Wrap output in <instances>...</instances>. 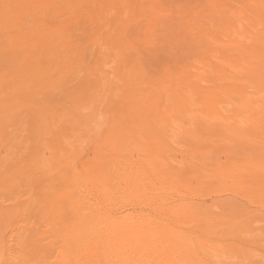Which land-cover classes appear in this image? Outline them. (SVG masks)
<instances>
[{
	"label": "rangeland",
	"instance_id": "rangeland-1",
	"mask_svg": "<svg viewBox=\"0 0 264 264\" xmlns=\"http://www.w3.org/2000/svg\"><path fill=\"white\" fill-rule=\"evenodd\" d=\"M21 1L22 0H7L6 2L5 0H0V83L4 84V82L8 81L12 72H14L16 67L21 66L22 62H25V65H27L28 62V60H22V55L17 51L14 52L12 50L9 34L17 32V29L18 31L22 29L33 31V28L37 27L35 29L40 31H55L56 29V31L74 30L73 32H79V34L86 33L90 36L94 30V33L100 34L97 37L95 34L92 39L90 37L86 40V54L87 52H90V55L93 54L90 56L91 58H89L88 53L87 57L89 59L85 54V58H87L85 60L86 63L88 60H93V63L89 61L87 64L88 66L91 65V68L94 66L96 69H99L100 72L96 70L95 74L100 73L101 75L102 72L111 71V74H109L110 78H108L107 72L104 74L102 73L101 76H106L105 79L107 81L109 80V86H111L108 90L112 94L109 95V93L108 97L114 96V98H112L111 101L107 98L105 100L107 103L104 102L105 104L101 106V109L116 117H119L121 111L124 112V89L125 84L128 82L125 78L128 79L132 77V80L136 77L137 80L135 81L139 83L143 82V80L144 83L147 81L140 77V71L135 70V68L140 65L142 67L141 72L144 71V73L149 76V79L162 77L164 72L170 69L175 73L183 75L184 85L187 82L185 78L188 79L189 77V79L194 82L193 79L195 76H198L195 78V81L197 82L202 78V82L201 80L199 81V84L202 83L200 85L201 87L215 88L219 86L222 88L223 85L231 84L227 87L228 90H234L236 93L251 96V103L253 102L251 108L257 112L256 115L253 114L254 111L241 115L238 111L233 110L235 107L237 109L240 108L239 106L236 104L232 106L226 104L221 108L224 116L218 117L205 114L206 111H202L204 108L202 105H199V100L196 99L197 96H193L188 89H183L182 92L186 97L188 96L187 98H189L191 102L186 106V109L189 106L187 110H191L189 112L187 111L189 118L185 116L184 119L186 120H184L183 117L180 118L175 111H172L170 107H166L169 104L168 98L171 94L161 93V91H159L162 96V107L160 106L162 115L156 121L154 127L162 129V131L168 135H166V139H168L170 144L169 147L163 148L161 144L159 146H152L153 141H151L149 135H147L145 123L137 122V124H134L131 120H122L120 121L121 123H119L122 130L123 128H132L133 132L136 134L138 133L136 138L138 144L131 141L126 144H121L122 146L129 145L127 157L130 160L116 163L113 169H128L130 171L133 169L134 172L140 174L141 178L146 179L147 177L144 175L143 168L146 165H144V163L148 162L156 171L173 174L174 179L173 184H171V192L165 194L163 193L164 190H160V180H162V177H166V175L160 173L157 176L159 180L152 182L155 192H149L144 197H152L153 199L152 194H156L157 198H163L159 215H153L163 224H166L164 215H167L165 210L168 208L170 202L177 201L181 204H188L185 210L181 211L180 208L178 213L172 214L169 218V223L170 225L172 224V226L177 225L180 227V233H186L190 243L201 242L206 244L205 246L209 248L208 251L210 255L204 257V254H202L201 257L196 259L195 264H264V123L262 122L256 125L254 122L251 123L248 119L250 115H259L258 117L260 120L264 118V0H220V3H218L219 0H217L216 5H214L216 0H207L212 3V6L209 2L206 3V0H164L166 1L165 5L161 3L164 2L163 0H154V2L150 0L153 2L152 5L148 0H137L138 2L136 0H125L127 2L129 1L128 3L124 0H105L107 3L103 6H101L103 0H77L81 1V4L76 0H70L71 2L69 0H49L46 2V7L44 2L38 3L37 0H28L27 6L25 8L22 7L23 9L20 8V11L17 10L16 6H18ZM72 1H76L78 4H76V2L75 4L78 7L74 8L76 5L73 4ZM82 1L87 4H83ZM89 1L94 4L88 5ZM58 2H64L62 4L63 6L59 5ZM56 3L59 7H55L59 10L54 7ZM137 3H139V6L136 5ZM187 3H192V5L189 6L192 9L188 7ZM82 4L86 5V11L89 9L87 12H84L85 10L82 8L84 7ZM196 4L197 6L194 8ZM79 5H81L80 9H78ZM130 5L134 6L129 8ZM153 5L156 10L152 7ZM37 6L41 8L39 9ZM71 6L73 7V10L71 9L73 12L70 14L69 8H71ZM159 6H161V9ZM167 6H170V9H168L169 7ZM199 6L202 7L201 10ZM93 7L96 8V11ZM5 8L6 11L4 12ZM7 9L9 10L7 11ZM24 9L26 11H24ZM44 9L46 11H44ZM55 9L60 12L57 11L58 18L56 17L57 13ZM90 9L95 12V14L98 11V13H100V10L102 11L101 15L97 13V16L101 17H98L100 18L98 19L99 22L97 21V25H95V29L92 31L89 26H87L89 25L87 23V13ZM133 9L136 10L134 11ZM126 10L129 11L127 12ZM130 10L136 14H133ZM158 10L160 12H158ZM166 10L168 12H166ZM188 10H190V12L186 15L185 12H188ZM125 11L127 13H124ZM192 11H195V13ZM191 12L194 16L196 12L203 16L205 14L206 19L204 17L202 20L200 19V21H206L200 22L198 19H194V21L197 20V22L194 23ZM39 13L41 16L45 14L46 20L47 17H49L48 20L53 19L55 21V19L57 20L60 18V21L56 24V21L54 22L53 20L46 21L44 16L40 17ZM47 13L50 14L46 17ZM79 13L81 14L79 15ZM160 13H162V15ZM6 14L8 15L6 16ZM155 14H157V16H155ZM198 14L197 17L201 18L199 16L202 15ZM19 15H21V18ZM29 15L31 17H36L37 19H34L37 21H33ZM131 15L136 17L133 18ZM9 16L11 19H8ZM122 16L124 18L126 17V20L122 18ZM151 16L155 17L156 20ZM209 16L211 18L207 19ZM2 17H5V19ZM77 17L82 19L81 21L86 20V22L83 23L79 21ZM223 17L225 19L222 20ZM227 17L233 19L234 22ZM39 19L41 22L38 21ZM133 19L135 21H133ZM227 19L228 21H226ZM13 20L14 23L12 22ZM144 20H146L147 23ZM150 20L153 26L150 25ZM157 20L158 23L154 24ZM191 21L193 24L190 23ZM19 22L23 24L22 27L18 24ZM33 22L35 25L36 23L39 25H31L32 27L28 26ZM105 22L107 23L105 24ZM27 23H29L26 25L28 27L24 28ZM63 23L66 25H63ZM218 23L220 25H218ZM231 23L233 26H236L238 34L234 31L232 32L231 30L233 29L229 28ZM76 24H78L80 28L77 27ZM205 25H207L206 29L203 27ZM58 26L62 28L59 29ZM116 27L117 29H121V31L119 30L118 32L117 30V32H115L117 33V37H114L115 33L113 30L115 31ZM228 28L230 31H228ZM105 31H109L111 35L108 42L101 40V36H103ZM200 32L205 33L200 34ZM223 32L225 35L224 37L221 36L223 39L222 41L212 36L214 33H222L221 35H223ZM259 32L261 34H259ZM232 33L236 35H231ZM118 35L120 37H118ZM206 35H208L209 38H205ZM259 35H261L260 38ZM225 36H230L229 39L231 41L225 38ZM203 37L204 40L202 39ZM231 37H233V43L227 44V42H232ZM235 38L237 40H235ZM224 39H226V41ZM88 40L90 43L89 45H87ZM97 40L101 41L103 44ZM112 40H116L115 43L112 42ZM92 41L94 43H92ZM218 41L222 43H218ZM99 44L101 45L99 46ZM102 45L103 49L101 48ZM87 46H93L91 51L87 50ZM110 46L115 50L113 49L114 51H111L112 48H109ZM104 47L108 48L104 50ZM97 48H99L98 50L100 51L103 50L100 52V55H98L99 51H97ZM108 51L110 52L108 53ZM224 52L232 56L235 55L234 57H237L242 63V67L239 66L236 68L237 65H235L234 62L232 63L230 59L228 61ZM104 63L106 64L104 65L103 71L101 67ZM205 63L207 64L205 65ZM223 64L224 66H222ZM233 64L236 66L234 72H238L240 77H236L237 74L232 72L234 70H232ZM179 69L182 71L180 72ZM185 69L189 70L188 76H186ZM220 69L226 70H224V73H221L219 71ZM84 73L78 72L69 75V78L67 77L64 79V83L61 84L62 86L65 85L64 87L59 88L60 85H58L42 88V81L40 82L36 78L38 82L32 81V78H34L32 70L27 75L31 78V80H29L30 85H28V90L24 92L23 88L19 86V92H17L18 96L15 93V98L12 100L10 99L8 104H4L3 101L0 102V264L59 263L56 249L60 245L56 244L54 239V225L52 221L50 222V220H48L52 218H48L51 216L48 215V213H51L48 210L49 208L47 209L45 207L46 196L49 190L46 187H49L52 180L50 175V177H48L43 173L44 170L36 165L38 158L42 155L46 156L47 159H51L49 147L52 144L54 145L58 138L55 135L45 136L53 138L47 140L49 141L47 143L43 141L45 137L43 136L44 130H41V125L45 120H43V122L36 121L33 112L35 111V105L44 112L48 111L50 107L55 106L58 111L47 113L48 116L60 112L67 115L70 110H75L73 107L77 108L74 99H77L79 107L83 105V102L86 103V101L89 102L88 104H93L95 102L94 98H84L82 95L84 92L92 94L98 90L93 83H88ZM126 73H128L127 76ZM225 73L226 75L228 74L227 77ZM229 74L235 77H230ZM77 75L80 77L82 76L81 79H78L79 76ZM74 76L78 79L75 80V82L70 80V77ZM69 80L71 82H69ZM111 80L112 84H110ZM96 81H98V79ZM92 82H95V80ZM96 85L98 86V84ZM135 90L140 93V88H136ZM70 91L73 92L70 93ZM10 92L9 89H6L4 92L0 91V98L4 99L6 97L9 99ZM174 93L176 94V92ZM14 103L17 107L10 108V106H14ZM94 104L96 105V103ZM141 104V102H137L138 106ZM40 109L37 108L36 111ZM145 109L147 110L149 108L146 107ZM235 127L239 129L235 130ZM251 130L255 132L252 133ZM38 132L41 134L40 137ZM105 135V132H103L100 136L93 137L94 140L92 141L99 147H104ZM144 135L145 138L143 137ZM233 138L234 140H232ZM232 141L236 142L234 143ZM141 143H148L149 146L145 148ZM85 146L86 145H83L82 148L84 152L83 155L85 159H87L86 162L80 164L74 171H71L69 168H60V171L53 177L55 181L53 185L55 186V191L60 194L59 196H64L67 191L72 189L70 185L73 174L75 176L84 177L93 169L91 167L94 163L93 153ZM189 155L192 159L185 160ZM240 163H245L246 169L248 170L247 172H242L237 169L238 166L236 165H240ZM256 164L257 166H255ZM232 167L234 168L233 171L231 170ZM65 171H67V173H65ZM196 172L201 174L200 176L202 179L194 174ZM69 173L73 174L69 175ZM111 173L114 174L113 172ZM232 174H235L234 181L229 179ZM90 175L92 176L93 174L90 173ZM114 181H116V179H114ZM122 186L124 188L126 186L125 183H122ZM240 186L247 189V192L239 191L238 188ZM83 187L84 186H82V188ZM44 188H46V190H44ZM92 188L93 187L88 186L83 195L95 194ZM43 191H46V194ZM40 192H43L41 195L42 203L39 199ZM121 200L122 198L120 197L115 199V202L119 203ZM128 201L135 203L133 200ZM129 202H125L124 204L128 205ZM139 202L140 200H136L134 205H138V209L140 207L141 209L147 210L146 208L148 207L143 206ZM131 203L129 204L132 206ZM37 205L39 206L38 210H36L38 208ZM43 206L45 208V213L42 211ZM40 210L48 217L45 216L44 218ZM38 212H40L42 216H40ZM37 237L39 240L35 241ZM217 240L221 241L220 243L222 246L215 248L213 244L216 241L215 246L218 245L217 243L219 242H217ZM240 244L246 245L244 251L240 252L236 248L240 247ZM56 245L59 246L57 247ZM224 245L236 247L232 251H223L221 249Z\"/></svg>",
	"mask_w": 264,
	"mask_h": 264
},
{
	"label": "bare ground",
	"instance_id": "bare-ground-1",
	"mask_svg": "<svg viewBox=\"0 0 264 264\" xmlns=\"http://www.w3.org/2000/svg\"><path fill=\"white\" fill-rule=\"evenodd\" d=\"M5 1L7 2V0H5ZM48 1L49 0H37L38 3L44 2L45 7L47 4L46 2H48ZM76 1H72L73 4H75ZM148 1L151 2V5L154 2V0H152L153 2L150 0H148ZM209 1L206 0V3ZM27 2H28V0H22L21 3L18 6H16L17 10L21 11L20 8H22V7L25 8L28 4ZM77 2H80V4H81V1H77ZM77 2H76V4H78ZM125 2H127V1H125ZM165 2L166 1L161 2V3H164V5H165ZM63 3L61 2V3H59V5L63 6L62 5ZM106 3L107 2H105V0H103V3L101 6L105 5ZM218 3H220V0ZM56 4H54V7L55 6L59 7L58 4L57 5ZM83 4H87V3L83 2ZM93 4L94 3L89 1L88 5H93ZM138 4L139 3H137L136 5H138ZM197 4L194 5V8H196ZM209 4H211V6H212V3L209 2ZM216 4H217V0H216V3L214 5H216ZM48 5H50V4H48ZM51 5H53V4H51ZM115 5H117V4H115ZM154 5H156V4H154ZM154 5L152 7H154V9H155ZM170 5H172V4H170ZM187 5L189 7L190 5H192V3H190V4L187 3ZM72 6H71V8H69L70 14H71V12H73V11H71V9L73 8ZM83 6L84 7H82V8H84V10H85L84 12H87L89 9L86 11V9H85L86 5H83ZM133 6L130 5L129 8H131ZM221 6H223V5H221ZM57 7H55V8H57ZM75 7H78V6L76 5V6H74V8ZM80 7H81V5H79L78 9H80ZM167 7H169L168 9H170V6H167ZM199 7L201 10L202 7L201 6H199ZM38 8L40 9L41 7H38ZM141 8H142V6H141ZM159 8L161 9V6H159ZM189 8H191V7H189ZM219 8H218V10H219ZM12 9H13V7H12ZM33 9H34V7H33ZM39 9H37V10H39ZM57 9H55L56 13H57L56 17L58 16V12H59L58 11L59 9L58 10ZM69 9H67V10H69ZM95 9L96 8H94V10ZM215 9L217 10V7ZM8 10L9 9H7V11ZM51 10H50V12H51V15L53 16V13ZM104 10H105V8H104ZM190 10H188V12H185L186 15L190 12ZM5 11H6V8H5L4 12ZM24 11H26V10L24 9ZM44 11H46V10L44 9ZM77 11L80 12L79 10H77ZM126 11L124 13H127L129 10L127 12ZM130 11H132V10H130ZM154 12L158 13L160 11L158 10V12H156V11H154ZM166 12H168V11L166 10ZM166 12L164 11L163 13H166ZM192 12L195 13V11H192ZM97 13L95 14V12L91 11V9L87 13V23L89 24L87 26H89L91 31L93 29H95V25H97L98 19H100L98 17H101V16H97ZM200 13H202V12H200ZM48 14H50V13H47L46 17ZM80 14L81 13H79V15ZM101 14H102V11L100 10V13H98V15H101ZM133 14H136V13L133 12ZM160 14L162 15V13H160ZM160 14H159V16H160ZM167 14H169V13H167ZM197 14L198 13L196 12V15H195L196 17H197ZM7 15L8 14H6V16ZM39 15H40V17H42L45 14L41 16V14L39 13ZM192 15H193V13H192ZM198 15H202V14H198ZM0 16H1V14H0ZM52 16H50V17L53 18ZM68 16H69V14H68ZM70 16H72V15H70ZM155 16H157V14H155ZM195 16L194 15L191 16V17H193V21H194V19H198L200 21V19L202 20V18H204L206 15L204 14V16L203 15L199 16L201 18H198V17L196 18ZM213 16H214V14H213ZM19 17L21 18V15H19ZM79 17H81V16H79ZM132 17L135 18L136 16H132ZM132 17H131V20H132ZM2 18L5 19V17H2ZM31 18L34 21L35 20L34 18H36V17L33 16ZM44 18H45V16H44ZM83 18H84V16H83ZM122 18H124V17L122 16ZM152 18H154V20H156L155 17H152ZM209 18H211V17L210 16L207 17V19H209ZM4 19H3V21H4ZM8 19H11L10 16L8 17ZM48 19H49V17H47V20ZM59 19H57V20L55 19L56 22L53 19L52 20L56 24L57 22L60 21ZM124 19L126 20V17ZM143 19H146V18H143ZM157 19H158V17H157ZM205 19H206V17H205ZM223 19H225V18L223 17L222 20ZM228 19H231V18H228ZM228 19L226 21H228ZM7 20H5V21H7ZM17 20H19V19H17ZM45 20H46V18H45ZM52 20H48V21H52ZM78 20L81 21L82 19L78 18ZM231 20L233 21V19H231ZM35 21H37V20H35ZM38 21L41 22L40 19ZM61 21H64V20H61ZM133 21H135V20L133 19ZM144 21H146V20H144ZM203 21H206V20H203ZM203 21H200V22H203ZM12 22L14 23V20ZM75 22H76V20H75ZM75 22H73V23H75ZM81 22L84 23V22H86V20L81 21ZM151 22L152 21L150 20L149 23H151ZM196 22H197V20L194 21V23H196ZM33 23L25 24L24 28L31 26V25L36 26L38 24V23H36V25H35V23L34 24ZM106 23L107 22H105V24ZM120 23H118V24H120ZM146 23H147V21H146ZM155 23L157 24L158 20H157V22H154V24ZM190 23L193 24L192 21ZM219 23H218V25H220ZM18 24L21 25L20 27H22V25H23V24H20V22ZM55 24H53V25H55ZM101 24H103V23H101ZM26 25H28V26H26ZM63 25H66V24L63 23ZM76 25H77V27H79L78 24H76ZM150 25L153 26V23H151ZM40 26L43 27L42 25H40ZM195 26H194V28L196 29ZM206 26L207 25L203 26L204 29H206ZM35 28H37V27L33 28L35 31L34 30L30 31L28 29H26V30L22 29V30L18 31V29H17V32H13V33L9 34L10 45H11L12 50L14 52L17 51L20 55H22V60H28V62H27V65H25V62H22V65L16 67L14 72H12V75L8 78L9 79L8 81L4 82V84L0 83V91L1 92H4L6 89H9L11 91L10 92V98L8 99L4 96L5 97L4 99L0 98V102L3 101L4 104L5 103L8 104V101H10V99L11 100L14 99L15 93L17 95V92H19L18 91V89L20 88L19 86H21L23 88L24 92L27 91L28 87H29L28 85H30L29 80H31V78L27 75L32 70H33V77H34V78H32V81L38 82L36 79H38L40 82L42 81L41 82L42 88H44L46 86L50 87V86H58V85H60L59 88L64 87L65 85L62 86L61 84L64 83V79H66L69 75H72L73 73L75 74L78 72H80V73L85 72L84 74L87 77L88 83L89 84L93 83L98 90L92 94L89 92H84L82 95L84 98L85 97L94 98V100H95L94 103H96V105L94 103L88 104L89 102L86 101V103L83 102V105L81 107H79L77 99L76 100L74 99V102H76L75 106H77V108L73 107V109H75V110H70L67 115L62 114V112H60V113H55L51 116H48L47 113H51L52 111H58V109L55 106L50 107V109L46 112H44L42 109H40L36 105L34 107L35 108V111L33 112L34 119L36 121H40V122H43V120H45L44 123L41 125V130H44L43 136L45 137V136H54L55 135L58 138L57 141L54 143V145L52 144L49 147V155H50L51 159H47L46 156L42 155L41 157L38 158V160L36 162V165L44 170L43 173H45L48 177L51 176V180H52L51 183L49 184V187L48 186L46 187L49 190H48L47 196H46L47 199H46V201L44 200L45 201V207L47 209L49 208L48 210L50 211L51 214H49L48 212L47 213H48V215H51V216L48 217V216H46V214L44 215V213H45L44 206L42 209V211H44V213L41 210L40 211L43 214L44 218H45V216L48 218L52 217L51 219H48V220H50V222L51 221L53 222L54 234H55L53 236H54V239L56 241V244L60 245V246L58 245L59 247L56 245L58 247L56 249V251L58 252L57 256L59 258V260H58L59 263H57V264H195L196 259L201 257L202 254H204V257L210 255L209 251H208L209 248L207 246H205L206 244H203L201 242L190 243L188 235H186V233H180V231H179L180 227H178L177 225L172 226V224L170 225V223H169L170 216L172 214L178 213L180 208H181V211L185 210L188 207L187 203L181 204L177 201L170 202L168 208L165 210L167 215H164L166 224L159 222L153 216V215H159V212L161 211L160 208L162 206L161 202L163 201V198H160V199L157 198L156 194L155 195L152 194L153 199H152V197H144V196L147 195L149 192H155V189H154L152 182L155 180H159V178L157 176L161 173V171H156L155 168H153L151 164L146 162V163H144V165L145 164L146 165L143 168L144 169V175L147 177L145 179V178H141L140 174H138V172L137 173L134 172L133 169L131 170L132 172L128 169H126V170L125 169L120 170V169H116V168L113 169V167H115L116 163L123 162L126 160H130L127 157L128 153H129V151H128L129 145L122 146L121 144H126L129 141L135 142L136 144H138L137 143L138 140L136 139L138 133L136 134L135 132H133L132 128H128V129L123 128V130H122L119 123H121L120 121H122V120L123 121L131 120L134 124H137V122L138 123H145V127L147 129V135H149V137H150L149 139L151 141H153L152 146H159L161 144L163 148H166V147L168 148L170 145L168 142V139H166L168 135L165 134L164 131H162V129H157V127H154V124L159 119V117L162 115V111L160 109L161 102H162V96H161L162 92L167 93V94H169V93L171 94L170 95L171 97L169 96V98H168L169 104L166 107H168V108L170 107L172 109V111H175V113L177 115H179L180 118L183 117V119L185 116L187 118H189L188 117L189 114H187V111L188 112L191 111V110H187L189 108V106L186 109V106L188 104H190L191 102L189 101V98H187L188 96L186 97L185 94L182 92L183 89H188V91L193 96H197L196 99L199 100V105H202V107L204 108V110H202V111H204V112L206 111L205 114L210 115V116H218V117L224 116V114L222 112L223 110H221V108L226 104L229 106H232L235 104L237 106H239L240 108L237 109L235 107L233 110L238 111L241 115L244 113H251L252 111H254L251 108V106L253 105V102L251 103V101H252L251 96L246 95V94H242V93H236L234 90H228L227 87H229L231 84L230 85H223L222 88L219 86H217L215 88L201 87L200 85L202 83L199 84V81L202 78L197 81L198 83L195 81V78H197L198 76L197 77L195 76V78L191 76L192 78H194L193 79L194 82L191 81L189 79V77H188V79L185 78L186 76H188L187 74L189 72V70H187V69H185L186 70L185 71L186 76L184 78H185V80H187L185 85L183 84L184 83L183 77H182L183 75L180 73H175L170 69H167L164 72L162 77H159V78L155 77L154 79H149L148 78L149 76L146 73H144V71L141 72L142 67L140 65V66H137L135 68V70L140 71V74H141L140 77L144 78L147 81H145V83H144V80H143V82L139 83L138 81H135V80H137L136 77H134L132 80H131L132 77H130L128 79L125 78L126 80H128V82L125 84V89H124L125 93L123 91L124 102L121 99V101L124 104V106H123L124 112L121 111L119 113V117H116L115 115L108 114L101 109V106L103 104L107 103V102H105V100L107 98L110 99V101L112 98H114V96L108 97V94L110 93L108 89L111 86V85L109 86V80L107 81L105 79L106 76L105 77L101 76L103 73L102 71H101L102 72L101 75H100V73L95 74L96 73L95 71L96 70L99 71V69H96L94 66L93 67L95 69L93 67L91 68L90 67L91 65L88 66L87 63L89 61L92 62L93 60L92 61L88 60L87 63L85 60L88 58L87 57L88 53H89V55H88L89 58H91L90 56L93 54L92 53L90 55V52H87V54H86V48H85L86 47L85 46L86 40L90 37L92 39L95 34H96V37L100 34L94 33V30H93L92 34L89 36L86 33H84V34L80 33L79 34V32H73L74 30L73 31H71V30H69V31H59V30L56 31L57 30L56 29L55 31H51V30L50 31H48V30L47 31H40V30H37ZM58 28H59V26H58ZM61 28H59V29H61ZM63 28H64V26H63ZM68 28H71V27H68ZM84 28H85V26H84ZM201 28H202V26H201ZM229 28L233 29V30H231L232 32L234 31L235 33H237L236 26H233L232 23H231V25H229ZM229 28H228V31H230ZM97 30H95V31H97ZM106 30H107V28H106ZM117 30H118V32H119V30L121 31V29H117V27H116V30L115 31L113 30V32L115 33V32H117ZM212 30H214V29H212ZM221 30H223V29H221ZM80 31H81V29H80ZM148 31H146V32H148ZM181 31H182V29H181ZM255 31H256V29H255ZM212 32H214V31H212ZM215 32H217V31H215ZM201 33L202 32H200V34ZM203 33H205V32H203ZM235 33H232L231 35H236ZM261 33H262V31H261ZM261 33L259 32V34H261ZM137 34H138V32H137ZM221 34L220 33H214L212 36H214V38H216L217 40L222 41L223 39L221 36L224 37L225 34H224V32H223V35H221ZM246 34H247V32H246ZM260 36L261 35H259V38H260ZM114 37H117V33H115ZM118 37H120V36L118 35ZM207 37H208V35H206L205 38H207ZM229 37L230 36H227V37L225 36V38H228V40L231 41L229 39ZM110 38H111V35H110L109 31H107V32L105 31L103 33V36H101V40H103L104 42H106V41L108 42L110 40ZM232 38L233 37H231V39ZM151 39H152V37H151ZM202 39L204 40V37ZM224 40L226 41V39H224ZM235 40H237V39L235 38ZM94 41H95V38H94ZM115 41L116 40H114V41L112 40V42H114V43H115ZM233 41L234 40L232 39V42H227V44L233 43ZM98 42L101 43V41H98ZM124 42H126V41H124ZM214 42H217V41H214ZM87 43H88L87 45L90 44L89 40ZM92 43H94V42L92 41ZM218 43H222V42L218 41ZM235 43H236V41H235ZM101 44H103V43H101ZM101 44H99V46ZM222 45H224V44H222ZM92 47H88L89 49L87 48V50L91 51ZM113 47H114V45H113ZM113 47L112 46L109 47V48H112L111 51L115 50ZM222 47H224V46H222ZM101 48L103 49V45ZM105 48L106 47H104V50H105ZM98 49L99 48H97V51H99L98 55H100V52L103 50L100 51ZM249 51H250V49H249ZM109 52L110 51H108V53ZM242 52H243V50H242ZM237 53H238V51H237ZM38 54H40V55H38ZM85 54H86L87 58H85ZM227 55H229V54H226L228 61L230 59V60H232V63L234 62L235 65H237V67H236L233 64L234 68L231 65L232 70L234 69L232 72H234L236 70V68H238L239 66L242 67V63L240 62V60L237 57H234L235 55L234 56H232V55L227 56ZM44 56H45V59H44ZM27 57H29V58H27ZM103 60H105V59H103ZM232 63H230V64H232ZM105 64L106 63H104L103 66L101 67V68H103V71H104V67H105L104 65ZM206 64L207 63H205V65ZM210 64H212V63H210ZM96 66H97V64H96ZM222 66H224V64ZM231 66H229V67H231ZM241 67H240V69H241ZM93 69H94V71H93ZM221 69L219 70L221 73H224V70H226V69H224V70H221ZM229 70H230V68H229ZM109 71H106L107 73L104 72L107 74L108 78H110L109 74H111V71L110 72ZM179 71H180V69H179ZM228 73H231V72H228ZM127 74L128 73H126V76H127ZM234 74H237L236 77H240V75H238V72H234ZM227 75L225 73L226 77H227ZM77 76H79V75H77ZM82 76H83V74H82ZM231 76H234V75L231 74L230 77ZM81 77L79 76L78 79H81ZM71 78H73L74 80ZM78 79L76 76L70 77V80H72L73 82H75V80H78ZM97 79H98V81H96ZM70 80H69V82H71ZM94 80H95V82H92ZM132 81H133V84H132ZM201 82H202V80H201ZM96 84H98V86ZM110 84H112V80H111ZM209 86H211V85H209ZM136 88H140V93L137 92V90H135ZM114 91H116V90H114ZM159 91H161V93ZM72 92L73 91H70V93H72ZM96 92H97V94H96ZM174 92H176V94ZM111 94L112 93H110L109 95H111ZM94 95H95V97H94ZM174 95L176 98L174 97ZM121 96H122V94H121ZM107 101H109V100H107ZM137 102L138 103L141 102L142 104L138 106ZM109 104H110V102H109ZM113 104H114V100H113ZM13 105L14 106H10V108H16L17 107V105L15 103ZM50 106H51V104H50ZM146 107H148L149 109L146 110L145 109ZM37 108L40 110L36 111ZM35 112H36V114H35ZM224 112H225V110H224ZM255 112L256 111H254L253 114L256 115L257 112L256 113ZM127 113H128V116H127ZM116 114H117V112H116ZM258 116L250 115L248 119L250 120L251 123L254 122V124H256V125H259L262 122L264 123V118L260 120V118ZM184 120H186V119H184ZM187 120H189V119H187ZM251 120H253V121H251ZM236 129H239V128L235 127V130ZM103 132H105V134H106L104 137V139H105L104 147H99L92 140H94L93 137L100 136ZM251 132H252V130H251ZM253 132H255V131H253ZM38 135L40 137L41 134L38 132ZM143 137L145 138V135ZM52 138L53 137H45V140H43V141H45L47 143V142H49L47 140H50ZM232 140H234V138ZM230 142H231V140H230ZM232 142H234V141H232ZM83 145H86L85 147L90 149V151L93 153V158H94L93 162L94 163L91 166L93 169L89 172V174L85 175L84 177L75 176L73 173H69V175L73 174L72 175L73 178H71V185H70L72 189L67 191V193L64 196H59L60 194L55 191V186L53 185L55 183L53 177H55L56 173L58 171H60V168H63V167L69 168V169H71V171H74V169H76L80 164H83V162L87 161V159H85V157L83 155V153H84L83 148H82ZM141 145L144 146L145 148H147V146H149L148 143L147 144L141 143ZM187 157L188 158H186L185 160L192 159L190 155ZM115 158H117V159H115ZM190 161L192 163H194L192 160H190ZM52 162H53V164H52ZM197 165H200V164H197ZM236 166H238L237 169L239 171H242V172L248 171L246 169L245 163L244 164L240 163V165H236ZM255 166H257V164ZM254 168H257V167H254ZM231 170L233 171L234 168L232 167ZM111 172H113L114 174H112ZM65 173H67V171H65ZM90 173L93 175L91 176ZM130 174H132V175H130ZM161 174L166 175V177H162V180H160V183H161V184H159L160 190L161 189L164 190L163 193L167 194L168 192L172 191L171 184H173L174 177H173V174H171V173L162 172ZM194 174L202 179V177L200 176L201 174H199V172H196ZM65 175H67V174H65ZM114 179H116V181H114ZM229 179L234 181L235 180V174H232L229 177ZM122 183H125V185H126L124 188L122 186ZM82 186H84V187L82 188ZM88 186L93 187L92 189L94 190L95 194H93V195L87 194L84 196L83 194L86 191V189L88 188ZM46 188H44V190H46ZM238 190L243 191L245 193L247 192V189H245L243 186H240L238 188ZM42 193L40 194V198H39L40 202H41V198H42V196H41ZM119 196L122 198V200L119 201V203L115 202V199L120 198ZM44 197H45V195H44ZM128 200H133L135 203H136V200H138V201L140 200L139 203H141L143 206L148 207V208H146L147 210L141 209L140 207L138 209V207H137L138 205H134L135 203H131ZM120 202H121V204H120ZM125 202L131 203L132 206L129 203H128V205L124 204ZM133 205H134V207H133ZM127 206H129L130 208ZM37 207H36L37 209L35 208L36 210L39 209L38 205H37ZM38 214L40 216H42V214H40V212H38ZM158 218H160V217H158ZM34 237H36V236H34ZM38 240H39V238L37 237V239L35 241H38ZM217 242H219V243H217L218 245L215 246V243H216V241H215L213 244V247L216 248L218 246H222L220 243L221 241L217 240ZM56 246H54V247H56ZM235 247L236 246L232 247V245H224L221 250H223V251L231 250L232 251ZM236 248L238 249V251L241 252V251H244V249L246 248V245L240 244V247H236ZM7 250H9V249H7ZM54 251H55V249H54ZM52 255H53V253H52ZM54 262H56V261H54ZM48 264H50V263H48Z\"/></svg>",
	"mask_w": 264,
	"mask_h": 264
}]
</instances>
